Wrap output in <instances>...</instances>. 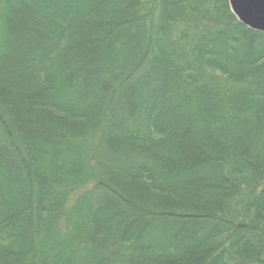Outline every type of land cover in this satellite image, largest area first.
I'll list each match as a JSON object with an SVG mask.
<instances>
[{"label": "trees", "instance_id": "1", "mask_svg": "<svg viewBox=\"0 0 264 264\" xmlns=\"http://www.w3.org/2000/svg\"><path fill=\"white\" fill-rule=\"evenodd\" d=\"M0 264H264V35L227 0H0Z\"/></svg>", "mask_w": 264, "mask_h": 264}, {"label": "water", "instance_id": "2", "mask_svg": "<svg viewBox=\"0 0 264 264\" xmlns=\"http://www.w3.org/2000/svg\"><path fill=\"white\" fill-rule=\"evenodd\" d=\"M239 23L264 35V0H227Z\"/></svg>", "mask_w": 264, "mask_h": 264}, {"label": "rangeland", "instance_id": "3", "mask_svg": "<svg viewBox=\"0 0 264 264\" xmlns=\"http://www.w3.org/2000/svg\"><path fill=\"white\" fill-rule=\"evenodd\" d=\"M21 38H22V34L18 36V39H21ZM7 83H8V84H7ZM13 83H14V84H13ZM5 85L7 86L8 89H12V87L14 88V86H15V82L12 81V80H9V81L5 82L4 85H1V86H3V87H1V89L6 88ZM10 86H11V87H10ZM7 88H6V89H7ZM6 89H5V90H6Z\"/></svg>", "mask_w": 264, "mask_h": 264}]
</instances>
